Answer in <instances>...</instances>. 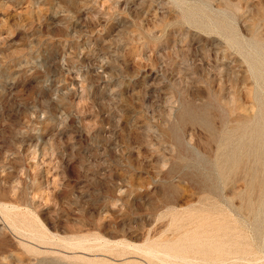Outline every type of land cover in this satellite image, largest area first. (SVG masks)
Here are the masks:
<instances>
[{
  "label": "rangeland",
  "instance_id": "1",
  "mask_svg": "<svg viewBox=\"0 0 264 264\" xmlns=\"http://www.w3.org/2000/svg\"><path fill=\"white\" fill-rule=\"evenodd\" d=\"M167 255L264 264V0H0V264Z\"/></svg>",
  "mask_w": 264,
  "mask_h": 264
},
{
  "label": "bare ground",
  "instance_id": "2",
  "mask_svg": "<svg viewBox=\"0 0 264 264\" xmlns=\"http://www.w3.org/2000/svg\"><path fill=\"white\" fill-rule=\"evenodd\" d=\"M187 117V116H186ZM185 117V118H186ZM215 135V134H214ZM254 156H257L258 154L256 152L253 153ZM69 245V244H68ZM80 245V244H79ZM78 245V246H79ZM83 245V243H82ZM141 251V250H140ZM147 252V251H146ZM153 253H155V251H149L147 254H152L153 256ZM156 255V254H154ZM159 256V254H157ZM162 258H164V256H161ZM167 257L166 259H168L167 261L171 260V261H176L177 263L180 262L182 264H193V260L192 259H189V258H181V259H178L177 257L175 256H170V255H167L165 256ZM150 258V257H149ZM155 259V258H154ZM165 259V258H164ZM241 261V260H240ZM242 263V262H241Z\"/></svg>",
  "mask_w": 264,
  "mask_h": 264
}]
</instances>
